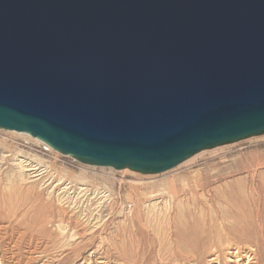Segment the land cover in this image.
I'll return each mask as SVG.
<instances>
[{"label": "water", "instance_id": "water-1", "mask_svg": "<svg viewBox=\"0 0 264 264\" xmlns=\"http://www.w3.org/2000/svg\"><path fill=\"white\" fill-rule=\"evenodd\" d=\"M0 129L159 174L264 135V0H0Z\"/></svg>", "mask_w": 264, "mask_h": 264}, {"label": "rangeland", "instance_id": "rangeland-1", "mask_svg": "<svg viewBox=\"0 0 264 264\" xmlns=\"http://www.w3.org/2000/svg\"><path fill=\"white\" fill-rule=\"evenodd\" d=\"M0 153V194L17 213L0 217L3 264H216L211 257L238 248L239 264H264V193L249 189L248 175L258 168L255 183L264 192V135L202 151L159 174L83 164L3 129ZM21 159L42 175L23 171ZM206 173L214 186L231 181L242 192L216 202L207 192L191 202L169 199L171 184L193 185ZM6 208L1 202L0 211Z\"/></svg>", "mask_w": 264, "mask_h": 264}, {"label": "bare ground", "instance_id": "bare-ground-1", "mask_svg": "<svg viewBox=\"0 0 264 264\" xmlns=\"http://www.w3.org/2000/svg\"><path fill=\"white\" fill-rule=\"evenodd\" d=\"M1 154V153H0ZM10 154V153H9ZM0 156H2L3 158H4V156L3 155H0ZM13 156V155H12ZM27 157V156H26ZM256 157V156H255ZM258 157V156H257ZM262 157V156H261ZM1 158V157H0ZM28 158V157H27ZM26 158V159H27ZM24 159V158H23ZM4 160V159H3ZM2 160V161H3ZM13 160V159H12ZM11 160V161H12ZM16 160V159H15ZM20 160V159H19ZM7 161V160H6ZM10 161V162H11ZM24 161V160H23ZM33 161V160H32ZM248 161V160H247ZM260 161H263V159L262 160H260ZM14 162V161H13ZM33 163V162H32ZM261 163V162H260ZM12 164V163H11ZM249 164V163H248ZM2 165V164H1ZM249 165H251V164H249ZM248 165V166H249ZM17 166H19V167H21L22 168V170L23 171H26V172H28L29 174H31L30 176H32V177H34V178H39L41 175H42V172H41V170L39 171V169H38V167H35L34 165H32L31 163H28V164H24V162H22V159H21V162L19 161L18 163H17ZM15 168V167H14ZM240 168V167H239ZM249 169V168H248ZM240 170V169H239ZM43 171H45V170H43ZM47 171H49V170H47ZM21 172V171H20ZM249 172V179H250V182L249 183H251L250 184V187H249V189L251 190V191H254L255 192V194L256 195H258V197L260 198L261 197V195H263V190H261V189H259L258 187H257V184L255 183L256 181H257V177L259 176V171H258V168L257 169H255L254 170V172L253 173H250V171H248ZM25 173V172H24ZM29 176V175H28ZM219 180H222L223 178H224V176L221 174V173H217L216 175H215ZM25 177H26V175H25ZM29 178V177H28ZM180 178H181V176H180ZM211 175L210 174H208V173H206V174H204V176H201V175H199L198 177H197V180L195 181V183L193 184V185H191V184H183V185H178V184H171V188H168L167 189V194H169L170 196H169V199L171 198V199H173L174 201H179V202H182L183 201V199L180 201V197H181V195H184L185 197L184 198H186L187 199V201L188 202H191V201H195V200H198L199 199V197H200V194L201 195H205V194H203V192H207V193H209L208 195V197L210 198L209 199V201H211V202H216V201H220V200H227V199H232V198H234L236 195H238L239 193H241L242 192V190L240 189V187H237V186H235L234 184H233V182H231V181H227L225 184H222V186H221V188H219V187H216V186H214L213 185V182L211 181ZM213 178V177H212ZM182 179V178H181ZM179 180V179H178ZM184 180V178L181 180V181H183ZM175 182H176V180H175ZM178 183V182H177ZM215 184V183H214ZM156 185V184H155ZM6 186V185H5ZM4 186V187H5ZM1 188V187H0ZM7 188V187H6ZM85 188V187H84ZM84 188H81V189H84ZM89 189V188H88ZM12 190V189H11ZM67 190V189H66ZM93 190V189H92ZM99 190V189H98ZM97 190V191H98ZM151 190V189H150ZM8 191H9V189H8ZM85 191V190H84ZM152 191V190H151ZM156 191V190H155ZM87 192V191H86ZM85 192V193H86ZM150 192V191H149ZM154 192V191H153ZM9 193V192H8ZM151 193V192H150ZM96 194V193H95ZM17 195V194H16ZM90 195V194H89ZM207 197V198H208ZM160 198V197H159ZM7 199H9L10 200V197L8 196L7 197V195L5 196V193H4V195H2V194H0V203L1 202H5V205L8 207V208H6L7 209V211H0V217L1 216H3V214H7V215H12V216H16V212H14V211H12L13 209H12V206L10 205V202H7ZM8 200V201H9ZM200 200V199H199ZM262 200V199H261ZM171 201V200H170ZM207 201V200H206ZM208 201V202H209ZM75 202V201H74ZM207 202V203H208ZM198 203V202H197ZM200 203V202H199ZM202 203V202H201ZM260 203V202H259ZM14 204V203H13ZM69 205V204H68ZM3 206V205H2ZM70 207V206H69ZM174 207V206H173ZM3 208V207H2ZM19 208V207H18ZM177 210V209H176ZM20 211V210H19ZM175 212V211H174ZM14 213H16V214H14ZM172 214V213H171ZM23 215H24V213H23ZM22 217V216H21ZM19 219V218H18ZM169 219V218H168ZM1 221V220H0ZM11 221V220H10ZM9 221V222H10ZM21 221V220H20ZM65 223V222H64ZM11 225V224H10ZM19 225H24L23 224V222H20L19 223ZM15 226V225H14ZM9 228V227H8ZM7 228V229H8ZM261 230H263L262 228H260ZM74 231V230H73ZM21 232V231H20ZM76 232V231H75ZM207 232V231H206ZM264 232V231H263ZM262 233V232H261ZM62 234V233H61ZM79 234V233H78ZM209 234L210 233H208L207 232V234H205L204 235V239L203 240H201L200 242L202 243V241H207L208 239H209ZM69 235V234H68ZM77 236V235H76ZM68 237V236H67ZM45 241V240H44ZM72 241V240H71ZM218 241V240H217ZM48 243V242H47ZM216 243V242H215ZM231 243V242H230ZM229 243V244H230ZM221 244H222V242H221ZM221 244H219V245H221ZM238 244V243H237ZM70 245H72V244H70ZM214 245V244H213ZM218 245V246H219ZM180 246V245H179ZM240 246V245H239ZM242 246V245H241ZM214 247V246H213ZM227 248V247H226ZM241 249V248H240ZM240 249L238 248V249H234L235 251H232V250H229V253L231 254V255H222V254H219V253H217L215 256H213V257H211L212 258V260L216 263V264H223V262L225 263V261L227 262V264L228 263H236V264H239V262H241L242 261V256H241V254H240ZM1 250V249H0ZM0 253H1V251H0ZM225 253V252H224ZM250 253V252H249ZM260 253V252H259ZM226 254V253H225ZM244 255H246V254H244ZM257 255V254H256ZM223 256V257H222ZM247 257V256H246ZM249 258L250 257H252V256H248ZM2 258V257H1ZM11 258V257H10ZM15 259V258H14ZM224 260V261H223ZM18 261V260H17ZM244 261V260H243ZM3 262V260L2 259H0V264H3L2 263ZM106 262V261H105ZM104 261L102 262H100V263H103V264H107V263H105ZM19 263V262H18ZM88 264V263H87Z\"/></svg>", "mask_w": 264, "mask_h": 264}]
</instances>
